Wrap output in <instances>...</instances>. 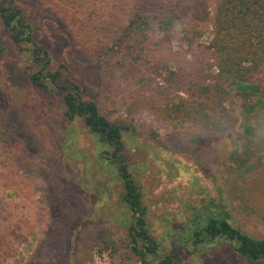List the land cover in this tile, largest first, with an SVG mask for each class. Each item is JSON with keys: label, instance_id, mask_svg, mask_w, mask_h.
I'll return each instance as SVG.
<instances>
[{"label": "rangeland", "instance_id": "obj_1", "mask_svg": "<svg viewBox=\"0 0 264 264\" xmlns=\"http://www.w3.org/2000/svg\"><path fill=\"white\" fill-rule=\"evenodd\" d=\"M13 2L32 25L35 39L47 47L50 70L62 72L60 82H77L82 96L94 100L120 129L123 156L139 186L147 226L158 245L155 256L146 255L147 264H158L171 251L174 264H248L238 262L225 242L193 245L185 229L198 219L197 212L204 217L221 209L249 236L264 238V180L254 190L256 203L242 195L250 177L256 175L251 173L264 168L260 152H245L254 139L248 128L264 129V89L233 85L226 106L238 118L234 131L216 133L199 147L186 129L187 122H158L155 111L141 104L128 112L136 86L142 80L150 85L159 80L143 76L133 82L130 74L118 68L107 45L79 50L76 40L91 23L86 13L70 10L72 17L62 18L34 0ZM187 15V10L182 12L172 31L173 47L179 45V30ZM113 30L97 28L87 36L93 44L94 32L98 39L111 42L120 35ZM208 38L205 35L203 41ZM29 52L26 43L17 47L11 41L0 22L1 232L9 233L15 246L0 264H63L51 245L58 222L52 200L77 226L70 239L74 253L67 252L66 243L60 246L67 261L142 264L128 248L134 218L123 202L119 177L110 162L100 159V144L79 120L63 119L59 97L29 82L28 75L37 69ZM150 130L158 133L156 139ZM97 229L109 231L110 240L106 236L105 241L97 240ZM249 264H264V259Z\"/></svg>", "mask_w": 264, "mask_h": 264}, {"label": "trees", "instance_id": "obj_2", "mask_svg": "<svg viewBox=\"0 0 264 264\" xmlns=\"http://www.w3.org/2000/svg\"><path fill=\"white\" fill-rule=\"evenodd\" d=\"M34 1L46 4L62 18L72 17L70 10L86 13L85 17L90 18L91 23L88 29H82L83 34L76 40L79 50L93 51L107 45L113 50L118 68L130 74L133 82L143 76L159 80L154 85L142 80L136 86L130 94L133 104L128 106V112L141 104L155 111L158 122H187L186 129L199 147L216 133L234 131L238 118L226 106L233 85L250 84V87L264 89V0ZM186 10L188 15L179 30V45L173 47L172 31ZM0 22L17 47L23 42L29 46L31 61L37 66L28 75L29 82L47 94H56L63 105V119L68 123L79 120L100 144L98 155L102 161L110 162L113 173L119 177L123 202L134 218L129 228L128 248L142 264H147L146 255L155 256L158 245L147 226L139 186L131 178L123 156L120 129L100 112L94 100L82 96L77 82L62 84V72L50 70L47 47L35 39L32 25L13 0H0ZM97 28L114 29L120 35L109 42L108 39H98L99 34L94 32V46L87 33ZM205 35L209 36L207 41H203ZM248 131L254 139L245 152H260L264 157V129L248 128ZM151 136L156 139L158 133L151 131ZM251 174L256 175L250 177L242 195L256 203L258 196L254 190L264 180L259 175L264 174V168ZM54 202L52 200V212L58 222L54 225L55 237L51 245L59 252L63 264H74L73 259L67 261L65 254L62 255L60 246L66 243L67 252L74 253L75 245L70 239H73L77 226ZM252 211L255 212V208L252 207ZM197 215L198 219L185 229L192 237L193 245L225 242L238 262L249 264L264 259V238H253L236 227L229 220L228 213L219 209L204 217H200L199 212ZM3 229L0 216V260L15 250L9 233L1 232ZM64 231L71 235L63 236ZM19 235L23 236V233ZM108 235L109 231L105 229L94 232L97 240L105 241L104 237L108 238ZM174 255L173 251L169 252L158 264H174Z\"/></svg>", "mask_w": 264, "mask_h": 264}]
</instances>
